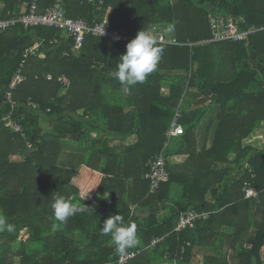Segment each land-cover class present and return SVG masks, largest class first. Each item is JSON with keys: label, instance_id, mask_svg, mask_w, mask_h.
I'll return each instance as SVG.
<instances>
[{"label": "trees", "instance_id": "trees-1", "mask_svg": "<svg viewBox=\"0 0 264 264\" xmlns=\"http://www.w3.org/2000/svg\"><path fill=\"white\" fill-rule=\"evenodd\" d=\"M56 1L70 18L91 25L107 16L111 29L128 39L87 36L78 53L62 40L27 59L28 80L13 92V100L26 116L28 140L0 126V215L15 226L11 233L0 232V264H17V259L19 264H117L120 253L111 236L100 231L114 215L137 226L138 243L128 249L137 255L128 264H192L195 248L217 241L211 226L226 215L231 217L224 226L234 233L228 239L220 235L216 255L203 264H264V139L260 148L243 146L259 128L264 136V0H38L40 11ZM30 7L31 0H0V18L25 15ZM212 17L258 31L249 45L213 42ZM167 25L179 45L158 43L163 53L157 69L122 93L112 73L126 45L143 28ZM60 33L23 26L0 31V115L10 109L6 94L26 50L36 39L49 42ZM47 75L67 76L72 84L65 89ZM166 85L168 96L162 94ZM187 96L193 99L182 105ZM29 103L40 110H31ZM213 107L216 116L207 129L214 131L212 146L191 152L196 130ZM178 108L186 132L177 150L165 151L169 181L150 195L147 163L162 152ZM43 119L51 130H43ZM133 136L136 142L126 145ZM64 141L87 150L83 166L59 165ZM176 154H188L182 166L171 164ZM247 182L260 192L259 199L244 200ZM175 185L184 198L171 217L160 220ZM56 195L88 208L59 222L51 207ZM189 209L210 215L195 229L176 232L179 216ZM155 238L165 239L141 251ZM225 240L230 259L220 244Z\"/></svg>", "mask_w": 264, "mask_h": 264}, {"label": "built area", "instance_id": "built-area-1", "mask_svg": "<svg viewBox=\"0 0 264 264\" xmlns=\"http://www.w3.org/2000/svg\"><path fill=\"white\" fill-rule=\"evenodd\" d=\"M17 26H23L25 29L47 27L61 30L66 34L67 38L71 40V50L77 53L83 49L87 36H94L111 41L128 39L119 32L112 30L108 19H104L101 23L91 25L82 18H70L61 1H56L53 5L47 7L41 12L39 10L38 0H32L29 13L25 15H13L9 19H0L1 32L16 28ZM210 26L213 35V42L233 41L237 43L244 42L246 45H249L250 36L258 31L255 28H250L246 31L242 30L239 25L224 20L222 17H212L210 20ZM160 28L161 26H154L151 30L157 39V43L179 45L175 38L171 37L170 39H167L164 34L160 33ZM117 37L119 39H117ZM57 43L58 41L56 40L51 41L50 45H56ZM43 46V41H39L37 45L26 50L25 60L22 61L18 71L14 73L8 87L9 90L6 94V101L10 106V109L8 112L0 115V126L11 131L13 134L20 135L24 140H28L26 129L23 126L26 116L19 114L18 110L20 109V105L13 100V92L28 80V77L24 73L27 59L36 56ZM47 79L49 81L54 80L51 75H48ZM55 80L64 88H69L71 86V81L66 76L58 77ZM28 108L33 111L40 110V106L35 103H29ZM181 117L182 113L178 108L170 127L166 132V142L163 146L162 152L149 159L147 163L148 172L145 179L149 182L150 195L156 194L161 186L169 181L167 170L168 161L165 151L174 138L181 137L186 132L184 126L180 123ZM250 172H253V170L250 169ZM243 193L244 200H257L260 197V192L254 188L250 182L245 183ZM208 217L209 213L189 210L179 216L175 231L182 232L185 230H193L196 228L198 222L205 221ZM164 239L165 238H155L145 250L154 249L158 244L162 243ZM136 255V252L127 250L125 254H120L117 264H128L130 260L136 257Z\"/></svg>", "mask_w": 264, "mask_h": 264}, {"label": "clouds", "instance_id": "clouds-1", "mask_svg": "<svg viewBox=\"0 0 264 264\" xmlns=\"http://www.w3.org/2000/svg\"><path fill=\"white\" fill-rule=\"evenodd\" d=\"M162 53L163 49L158 46L153 33L146 28L140 30L126 45V53L120 56L117 70L112 73L121 85V92L127 94L133 86L145 82L147 77L157 69ZM51 207L55 219L59 222H65L77 212L88 208L85 206L78 208L61 195L53 197ZM14 230L15 226L0 215V232L11 233ZM100 231L102 235L111 236L115 249L120 254H125L128 249L138 243L137 226L134 223L125 225L120 215L107 218L100 227Z\"/></svg>", "mask_w": 264, "mask_h": 264}, {"label": "crops", "instance_id": "crops-1", "mask_svg": "<svg viewBox=\"0 0 264 264\" xmlns=\"http://www.w3.org/2000/svg\"><path fill=\"white\" fill-rule=\"evenodd\" d=\"M31 2H32V0H31ZM105 19H108V17L106 16ZM60 36H61L60 39H53V40H50L49 42H46L44 39H36L35 43L32 46L37 45L39 41H43V43H44V46L40 49L39 53L36 56L45 52L47 43L52 48H55L61 44L62 40L68 41L69 42V48L71 49V40L69 38H67L66 34L61 31ZM55 40L58 41V43L56 45H50V42L55 41ZM65 54H68V53H65ZM36 56H33V57H36ZM24 60H25V57H24ZM54 80H55V78H54ZM54 80H52V81H54ZM71 84H72V82H71ZM65 89H67V88H65ZM162 94L164 96L169 95V88L167 87V85L165 87H163ZM185 99L182 101V105H188L189 104V103L185 102ZM216 112H217L216 107H213L208 112L207 116L205 117V119H209L207 121V123H204V120H205L204 119L203 122L198 127V129L196 130V133H195L196 137L194 139V142L192 143L191 152H194V150H196L197 153H200L204 148H207V149L211 148L214 131L210 130V132L208 133L207 129H208L210 123H212V121L215 119ZM80 114H82V112H80ZM41 125H42L43 130L46 132L51 130V128H52L49 124V121L45 120V119L42 120ZM180 139H181V137L174 138L171 141L170 147L177 150V148L179 146L178 143L180 142ZM263 139H264L263 129L259 128L255 132H253L252 135L248 139H246L243 142V146L244 147L250 146L253 148H260L262 143H263ZM135 142H136V137L133 136V137L128 138V140L126 141V145H131V144H134ZM64 145H65V147H64ZM187 159H188V154H186V155L176 154L175 156L171 157L170 162L173 165V167L174 166H182ZM61 160H63L62 162H65V164H63V166L65 168L77 169V168H79L85 164V162L87 160V150L85 148L78 147V145H76L75 143H73L71 141H64L63 142V150H62L59 162H61ZM226 167H227V165L220 164V169H223ZM232 167L234 168L235 166H232ZM177 170H179V172L181 173V169H177ZM170 197L172 200L170 202H168L166 210L163 211L158 216V218L160 220H165V219H168L169 217H171V212H172L171 210L173 208H177L176 202H179L184 198L183 192H182V187H180L179 185H175L172 188V192H171ZM207 199H209V197ZM135 207L136 206H133L132 209H135ZM189 210H194V209H189ZM203 212H206V211H203ZM206 213H209V212H206ZM209 215H210V213H209ZM230 217L231 216L226 215L224 219H219V221L216 224L211 226L212 230L215 231L216 233H218L217 241L216 240L214 241V239L211 241H206L204 243L203 247L195 248L192 264H203L205 257L215 256L216 255V245L218 244V242L220 240L219 236L225 234L226 239H228L227 237L231 236L234 233L233 228H228V227L224 226L228 221H230V219H229ZM176 227H177V223H176ZM203 227H205V226H203ZM202 234H203V236H206V237H209L208 235H210V233H203V232H202ZM228 243H229V241L225 240V242H221L220 244H221V247L223 249L224 254L230 259L231 254H232V249H230L228 247ZM140 249H141V251L145 250V248H143V247H141ZM263 254H264V249H263Z\"/></svg>", "mask_w": 264, "mask_h": 264}, {"label": "rangeland", "instance_id": "rangeland-1", "mask_svg": "<svg viewBox=\"0 0 264 264\" xmlns=\"http://www.w3.org/2000/svg\"><path fill=\"white\" fill-rule=\"evenodd\" d=\"M171 29H172V27H171L170 25L162 26V27L159 29V32L162 33V34H164V35L166 36L167 39H168V38L170 39V38L172 37V35H171V33H170ZM192 99H193L192 96H187V98L185 99V102H186V103H190ZM208 120H209V119H205V120H204V123H207ZM64 147H65V145H64ZM62 161H63V160H61V162H59V165L62 166V167H64L63 164H65V162H62ZM64 168H65V167H64ZM16 262H17V264H19V260H18V259L16 260Z\"/></svg>", "mask_w": 264, "mask_h": 264}]
</instances>
